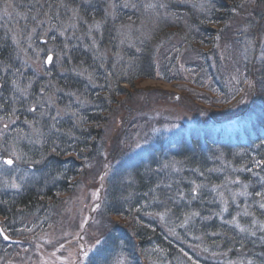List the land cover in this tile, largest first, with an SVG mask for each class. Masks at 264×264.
Masks as SVG:
<instances>
[{
  "label": "rangeland",
  "instance_id": "rangeland-1",
  "mask_svg": "<svg viewBox=\"0 0 264 264\" xmlns=\"http://www.w3.org/2000/svg\"><path fill=\"white\" fill-rule=\"evenodd\" d=\"M103 1L110 10L104 21L87 24L85 33L80 36L79 19L75 14L66 25L74 33L71 35L75 37L71 41L73 45L66 44L63 37L67 46L58 49L59 41L53 39L56 31L52 24L61 17L55 15V19L50 20L41 17L42 9L48 5L45 0H0V38L7 43V50L8 45L11 50L15 46V51L6 53V67L0 71L4 77L3 84L0 83V206L6 195L15 199L32 187L43 193L41 188L50 184L48 178L58 180L60 176L51 174L52 178L51 172L45 169L46 159L53 153L51 141L62 146L59 142L63 131L68 134L63 141H78L85 115L94 113V104L87 98L89 94L105 96L104 101L110 108L104 115L107 123L102 143L89 159L73 168L75 175L67 193L58 194L45 210L33 214L11 218L0 214V226L3 224L11 235L6 233L5 241L0 236V264H88L96 254L105 251L113 234L126 236L127 233H123L125 218L109 214V193L114 185L125 189V184L133 179L131 167L138 166L142 158L146 163L152 148L161 144L167 148L168 143L181 142L180 138L188 139L192 134L202 140L227 141L247 135L259 121L260 115L253 105L260 99L257 102L245 96L249 74L260 75L264 66V9L258 8L252 0L237 2L241 8L221 28L214 48L201 46L195 41V35L192 45L180 44L177 38H172L168 44L151 45L156 50L154 77L139 80L134 87L121 85L123 95H116L117 89L104 92V84L96 82L97 75L86 67L80 72L64 70L63 67L72 64L69 54L73 49L75 52L82 49L89 53L85 54L90 61L94 60L90 53L100 51L98 37L101 39L104 28L113 26L119 39L112 40L106 35L105 44L109 48L106 54L98 56L104 57L106 64L109 61L119 64L127 45L141 47L150 42L162 26L181 23L177 16L180 12L173 6L175 13H168L163 0H139V4L136 0L129 12L137 13L138 18L123 26L115 22L117 1ZM208 3L210 0H192L191 3L178 0L175 4H194L203 12ZM181 24L183 32L190 30L184 21ZM170 31L175 34L179 29L174 27ZM211 51L209 60L213 73L215 70L220 77L209 80L202 68L201 55ZM237 54L243 60L241 69L237 67ZM49 56L51 59L47 62ZM215 58L220 59L219 69ZM56 72L62 77L71 74L81 77L82 92H78L77 85L74 91H69L59 80L55 82ZM258 82H261L259 76ZM108 85L112 84L108 82ZM224 87L229 89V94L218 92ZM227 176L226 185L218 189L222 197L220 203L224 205L234 199V193L225 194L226 190L234 192V168ZM161 222V228L171 229L167 230L170 236L192 240L185 228L177 234L174 221L168 216H161ZM138 253L132 258L120 257V253L114 257L113 264H164V260L157 255L154 257L151 251L145 254L143 250L145 257L141 256L140 249ZM198 256L205 264L219 263L217 253L209 250Z\"/></svg>",
  "mask_w": 264,
  "mask_h": 264
},
{
  "label": "trees",
  "instance_id": "trees-1",
  "mask_svg": "<svg viewBox=\"0 0 264 264\" xmlns=\"http://www.w3.org/2000/svg\"><path fill=\"white\" fill-rule=\"evenodd\" d=\"M45 1L48 5L42 9L41 17L46 16L49 20L55 19V15L61 17L58 19L59 22L52 24L56 31L53 39L59 41L58 49H63L64 45L75 40V37H71L74 34L70 32L71 27L66 28L67 20L73 19L75 14L79 19L77 26L81 36L85 33L87 24L93 21L103 22L107 17L106 13H110L108 4L101 2L102 0ZM116 1L115 22L128 26L138 18L137 13L129 12L136 0ZM137 1L139 4V0ZM189 1L191 3L192 0ZM239 1L243 0H210L211 3H208L201 12L198 10L200 6H193L194 4L180 6L175 4L178 0H171L170 3L163 0L168 13H175L173 6L180 12L177 14L180 16L178 19L190 27V32L187 29L183 32L181 23L165 28L162 26L163 28L155 32L150 42H146L141 47L136 45L137 47L130 48L127 45L126 54L120 57L121 63L114 64L109 61L106 64L104 57L98 56L106 54L109 48V45L105 44V36L111 37L112 40L119 39L118 32L110 26L102 30L101 39L96 33V38L100 40V51L90 53L94 55V60L90 61L89 56L85 54H89L86 50L81 49L80 52H75L68 46L73 49L69 54L72 64L70 67L66 65L63 69L80 72L86 67L97 75L96 82L104 84V92L117 89L116 95H123L121 85L134 87L137 81L153 78L156 74V50L151 48L153 45H159L161 42L168 44L172 38H177L180 44L192 45L194 44L192 36L195 35V41L201 46L217 47L221 28L231 21L233 15L235 16L241 8V4H236ZM252 1L258 8L264 9V0ZM173 2L175 3L172 4ZM141 7L139 5L140 10ZM174 27L179 29L175 37L173 36L175 34H171L170 31ZM64 39L66 44L63 43ZM8 48L11 50L10 45ZM112 48L116 47L112 46ZM12 49L11 51H15V46H12ZM174 49L178 50L176 46ZM9 50H7V43L1 37L0 71L6 67V53ZM212 53L213 51L201 55L202 68L205 70L206 79L209 78V80L215 76L220 77L215 70L213 73L212 62L209 60ZM213 56L216 57V55ZM214 60L219 69L222 66L220 59ZM236 62L237 67L241 69L243 60L239 54L236 55ZM260 72L257 76L250 73L247 79V97L245 98L257 102L260 99L256 106L253 105L254 111L260 115L253 130L247 135L237 136L227 141L210 138L202 140L192 134L188 139L180 138L181 142L175 140L168 143L167 148L162 144L152 148V155L146 163L142 161V158L138 166L131 167L133 179L125 184V189L114 185L109 193V214L125 218L126 226L123 228V233H127L125 238H121L119 234H113L104 247L105 251L96 254L88 264H113L116 255L121 253L120 257L125 255L132 258L139 254V249L141 256L145 257V254L151 251L154 257L157 255L158 258L163 259L164 264H205L198 254L208 253V250L211 253H217L218 264H264V66ZM1 75L2 73L0 83L3 84L4 77ZM258 76L261 78L260 84ZM53 80L55 82L59 80V83H62L61 85L69 91H74V85H77L78 92H82L83 79L79 76L71 74V76L62 77L56 72ZM107 81L112 84L111 87ZM218 92L224 95L229 94V89L220 88ZM114 94L113 92L112 95ZM93 97L91 94L87 96L94 104V113L85 115L78 141L76 143L73 139L67 143L63 141L62 138L68 137L64 131L60 142L56 140L62 146H57L53 144V140L51 141L53 153L46 159L45 169L51 172L50 176L51 174L54 175L53 177L60 176L58 180L52 176L53 179L48 178L50 184L46 188H41L44 190L43 193H38V190L32 187L15 196V199L9 195L3 197L0 206V214L3 217L11 218L45 210L47 204L52 202L58 194L67 193L70 180L75 175L73 168L89 159L93 151L97 152L98 145L104 138L107 123V117L104 115L109 113L110 108L104 101L105 96ZM110 105L112 102L109 101ZM73 134H76L75 130ZM175 146L178 148L174 149ZM170 164L174 165L173 168L169 166ZM233 168L234 192L226 190L225 194L234 193V199L224 205L220 203L222 197L218 189L226 185V176L229 175V171H233ZM161 216H168L169 220L174 221L176 232L183 231L181 228H185L192 236V240H180L176 239V235L170 236L167 230L171 229L160 227ZM3 227L11 237L4 225ZM177 234L180 233L177 232ZM187 243H190L189 247L186 246ZM143 250L144 253L146 251L145 254L142 253Z\"/></svg>",
  "mask_w": 264,
  "mask_h": 264
},
{
  "label": "bare ground",
  "instance_id": "bare-ground-1",
  "mask_svg": "<svg viewBox=\"0 0 264 264\" xmlns=\"http://www.w3.org/2000/svg\"><path fill=\"white\" fill-rule=\"evenodd\" d=\"M6 235H7V234H6V231H5L4 227H3V225L0 226V236H1V238H3V237L6 236Z\"/></svg>",
  "mask_w": 264,
  "mask_h": 264
},
{
  "label": "water",
  "instance_id": "water-1",
  "mask_svg": "<svg viewBox=\"0 0 264 264\" xmlns=\"http://www.w3.org/2000/svg\"><path fill=\"white\" fill-rule=\"evenodd\" d=\"M50 59H51V57L49 56V58H48L47 62H49V61H50Z\"/></svg>",
  "mask_w": 264,
  "mask_h": 264
},
{
  "label": "flooded vegetation",
  "instance_id": "flooded-vegetation-1",
  "mask_svg": "<svg viewBox=\"0 0 264 264\" xmlns=\"http://www.w3.org/2000/svg\"><path fill=\"white\" fill-rule=\"evenodd\" d=\"M0 87H1V84H0Z\"/></svg>",
  "mask_w": 264,
  "mask_h": 264
}]
</instances>
